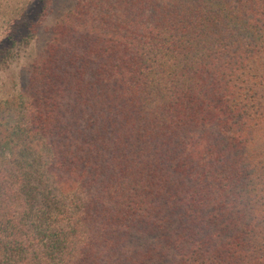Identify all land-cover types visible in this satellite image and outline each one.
<instances>
[{
    "label": "trees",
    "instance_id": "1",
    "mask_svg": "<svg viewBox=\"0 0 264 264\" xmlns=\"http://www.w3.org/2000/svg\"><path fill=\"white\" fill-rule=\"evenodd\" d=\"M66 1L0 102V264H264V0H33L21 39Z\"/></svg>",
    "mask_w": 264,
    "mask_h": 264
},
{
    "label": "rangeland",
    "instance_id": "2",
    "mask_svg": "<svg viewBox=\"0 0 264 264\" xmlns=\"http://www.w3.org/2000/svg\"><path fill=\"white\" fill-rule=\"evenodd\" d=\"M33 0H0V47H7L6 39L12 36L15 44L5 61L0 64V102L21 94L27 83L31 65L38 58L47 42L50 40L51 30L56 18L65 12L67 1L61 2L43 18L33 32L25 40L21 39L20 23L32 11ZM37 10L31 12L27 18L30 21ZM2 44V45H1Z\"/></svg>",
    "mask_w": 264,
    "mask_h": 264
}]
</instances>
